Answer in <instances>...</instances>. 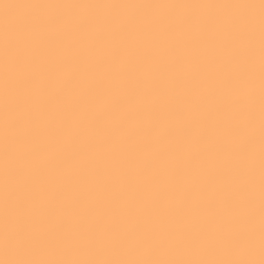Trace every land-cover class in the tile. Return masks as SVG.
<instances>
[{
	"label": "snow or ice",
	"instance_id": "1",
	"mask_svg": "<svg viewBox=\"0 0 264 264\" xmlns=\"http://www.w3.org/2000/svg\"><path fill=\"white\" fill-rule=\"evenodd\" d=\"M0 264H264V0H0Z\"/></svg>",
	"mask_w": 264,
	"mask_h": 264
}]
</instances>
